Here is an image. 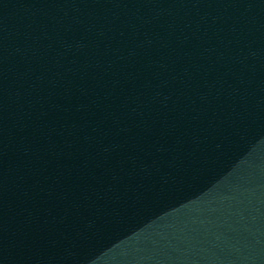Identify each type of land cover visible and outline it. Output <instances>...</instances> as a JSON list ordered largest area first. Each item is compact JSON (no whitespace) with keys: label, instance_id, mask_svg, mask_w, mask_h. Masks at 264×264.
Listing matches in <instances>:
<instances>
[{"label":"water","instance_id":"1","mask_svg":"<svg viewBox=\"0 0 264 264\" xmlns=\"http://www.w3.org/2000/svg\"><path fill=\"white\" fill-rule=\"evenodd\" d=\"M36 264H264V0H145Z\"/></svg>","mask_w":264,"mask_h":264}]
</instances>
